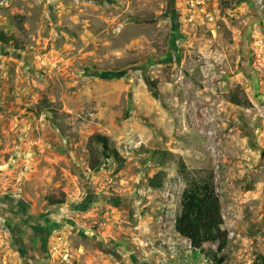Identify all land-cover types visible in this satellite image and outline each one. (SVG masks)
I'll return each mask as SVG.
<instances>
[{
  "label": "rangeland",
  "instance_id": "374dc122",
  "mask_svg": "<svg viewBox=\"0 0 264 264\" xmlns=\"http://www.w3.org/2000/svg\"><path fill=\"white\" fill-rule=\"evenodd\" d=\"M161 149L214 170L221 264H264V0H0V264H213Z\"/></svg>",
  "mask_w": 264,
  "mask_h": 264
},
{
  "label": "trees",
  "instance_id": "16d2710c",
  "mask_svg": "<svg viewBox=\"0 0 264 264\" xmlns=\"http://www.w3.org/2000/svg\"><path fill=\"white\" fill-rule=\"evenodd\" d=\"M93 140L103 146L105 157L110 156L106 152L109 149L110 154L113 151L116 153V150L110 148L107 136L98 133L93 136ZM153 152L161 163H165L167 159H175L177 174L185 183L181 197V210L175 221L176 231L190 242L194 250H203L206 243H217V251L213 253L215 260L213 264H221L223 258L219 255L228 246L229 233L223 227L225 221L214 170L190 167L182 156H175L166 150H154ZM91 157L90 167L95 169L101 160L94 159L92 153ZM164 178L165 171H158L149 178V186L162 187Z\"/></svg>",
  "mask_w": 264,
  "mask_h": 264
},
{
  "label": "water",
  "instance_id": "95a60500",
  "mask_svg": "<svg viewBox=\"0 0 264 264\" xmlns=\"http://www.w3.org/2000/svg\"><path fill=\"white\" fill-rule=\"evenodd\" d=\"M73 205L75 206V205H77V204H73ZM73 205H72V206H73ZM72 206H71V207H72Z\"/></svg>",
  "mask_w": 264,
  "mask_h": 264
}]
</instances>
